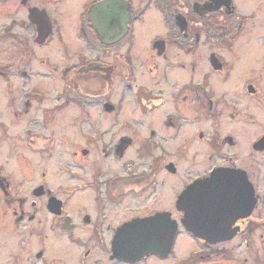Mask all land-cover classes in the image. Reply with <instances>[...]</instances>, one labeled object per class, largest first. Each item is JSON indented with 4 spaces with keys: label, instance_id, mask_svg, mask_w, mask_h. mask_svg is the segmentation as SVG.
<instances>
[{
    "label": "flooded vegetation",
    "instance_id": "1",
    "mask_svg": "<svg viewBox=\"0 0 264 264\" xmlns=\"http://www.w3.org/2000/svg\"><path fill=\"white\" fill-rule=\"evenodd\" d=\"M172 259L264 264V0H0V264Z\"/></svg>",
    "mask_w": 264,
    "mask_h": 264
},
{
    "label": "water",
    "instance_id": "2",
    "mask_svg": "<svg viewBox=\"0 0 264 264\" xmlns=\"http://www.w3.org/2000/svg\"><path fill=\"white\" fill-rule=\"evenodd\" d=\"M216 179V177L214 176L213 178H210L209 180H207V181H205L204 183H203V185H204V188H206V189H209L210 187L212 188V187H214V183H215V180ZM198 187H200V182L199 183H196V184H194L193 186H191V187H189L190 189L187 191V193H189V192H193V191H195V189L196 188H198ZM174 228L172 227L171 228V241H172V238H173V234H174ZM168 244H167V248H168ZM140 247H142L141 245H140ZM152 248H153V246L151 245V244H147V246L145 247V250L143 251V252H147V251H149V252H151L152 251ZM142 249V248H141Z\"/></svg>",
    "mask_w": 264,
    "mask_h": 264
},
{
    "label": "rangeland",
    "instance_id": "3",
    "mask_svg": "<svg viewBox=\"0 0 264 264\" xmlns=\"http://www.w3.org/2000/svg\"><path fill=\"white\" fill-rule=\"evenodd\" d=\"M176 260H177V259H172V260H171V263L173 264Z\"/></svg>",
    "mask_w": 264,
    "mask_h": 264
},
{
    "label": "bare ground",
    "instance_id": "4",
    "mask_svg": "<svg viewBox=\"0 0 264 264\" xmlns=\"http://www.w3.org/2000/svg\"><path fill=\"white\" fill-rule=\"evenodd\" d=\"M143 38V37H142ZM143 41V40H142ZM86 200H88V198H86Z\"/></svg>",
    "mask_w": 264,
    "mask_h": 264
}]
</instances>
